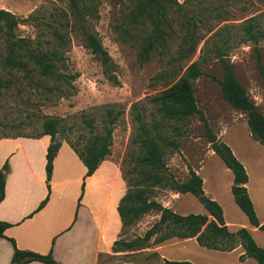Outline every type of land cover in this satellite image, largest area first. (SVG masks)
I'll use <instances>...</instances> for the list:
<instances>
[{
  "label": "rangeland",
  "instance_id": "rangeland-1",
  "mask_svg": "<svg viewBox=\"0 0 264 264\" xmlns=\"http://www.w3.org/2000/svg\"><path fill=\"white\" fill-rule=\"evenodd\" d=\"M83 2L89 10L75 20L68 0H0V9L13 15L9 29H1L0 21V137L36 136L46 119L55 118L60 129L57 138L80 147L89 134L85 120L93 118L99 132L106 110L113 107L114 113H120L106 159L119 165L125 193L144 190L150 201L175 212L177 194H182L177 186L187 182L191 171L201 168L207 174L216 164L208 157L213 145L245 139L244 128L233 123L246 122V114L222 97L217 81L226 67L264 117V0H171L165 5L158 38L149 20L143 23L134 16L138 0ZM85 29L100 41L107 62L86 46ZM19 38L37 52L55 53L51 54L54 69L68 77L41 76L23 49L14 54L25 67L5 64L9 42ZM149 38L154 45L143 59ZM193 62L203 72L191 80L199 112L183 118L157 112L154 97L184 76ZM142 129L154 138L159 168L155 162L143 161ZM155 174L165 179L154 183ZM190 196L185 197L183 210L196 213L201 204L196 199L194 204L187 202ZM112 207L111 198L104 202L106 210ZM160 215L161 210L153 207L128 216L119 237L135 241L133 246L118 244L116 252L103 254L99 264H164L156 247L166 244L162 252L170 255L172 236L191 228L167 222L148 240H136Z\"/></svg>",
  "mask_w": 264,
  "mask_h": 264
},
{
  "label": "crops",
  "instance_id": "crops-1",
  "mask_svg": "<svg viewBox=\"0 0 264 264\" xmlns=\"http://www.w3.org/2000/svg\"><path fill=\"white\" fill-rule=\"evenodd\" d=\"M233 124L244 128L245 139L237 143L231 138L226 144L246 169V189L259 225H252L236 204L231 192L233 173L214 151L208 157L214 158L216 164L209 167L207 174L201 173V168L196 173L202 179L204 193L221 206L227 228L247 229L256 244L264 248V231L260 228L264 223V146L251 137L247 122ZM225 130L226 127L222 134ZM50 141L49 134L0 137V169L5 163L8 165L0 221L10 224L4 231L5 237H0V264H11L13 245L8 238L19 249L41 254L51 252L60 264H99L103 254L113 252L114 242L119 238L121 219L117 207L126 190L119 165L109 159L102 160L87 176V167L76 151L62 140L47 181L45 166ZM177 196L175 212L189 214L183 210L185 197L190 196L192 199L187 202L192 204L198 199L189 192ZM110 198L113 207L108 211L104 202ZM197 209L194 214L212 218L202 204ZM171 245L170 255L162 252L166 244H159L155 250L162 259L193 264H201L200 257L203 264H258L253 258L239 260L244 253L241 245L228 251L209 249L201 246L195 236L174 237Z\"/></svg>",
  "mask_w": 264,
  "mask_h": 264
},
{
  "label": "trees",
  "instance_id": "trees-1",
  "mask_svg": "<svg viewBox=\"0 0 264 264\" xmlns=\"http://www.w3.org/2000/svg\"><path fill=\"white\" fill-rule=\"evenodd\" d=\"M72 14L75 16V20H78L80 14L84 16L88 12L84 0H68ZM83 3V5H82ZM171 0H138L135 17L142 18V22L146 23L148 20L153 25L154 36L159 37V26L165 21L164 8L165 5L170 4ZM13 15L5 10L0 9V21L3 23L2 27L9 29ZM251 26L246 25V30L250 32ZM57 34V31H54ZM253 35V34H251ZM82 36L85 40V44L90 50L98 55L103 62H107L108 58L105 51L102 48L100 41L97 37L87 31L83 30ZM154 45V40L149 38L143 49L142 58L147 59L149 49ZM23 49L27 56L31 59V63L37 70V72L44 77L52 79L67 78L63 74L58 73L54 67V59L52 55L55 53H48L45 51L37 52L34 48H30L24 40L19 38L9 42L8 54L5 57V64L16 67H25L26 64L15 58V50ZM52 54V55H51ZM202 70L198 63H191L184 76L180 77L176 82L163 90L159 95L154 97V100L158 102L156 108L157 112L162 113L164 116L170 118H183L192 114L198 113L199 110L196 105V100L193 92L191 80L197 78L202 74ZM220 84L222 97L230 104L233 109L243 111L246 114V122L250 131V135L253 139L257 140L264 146V117L257 111L254 104L250 101L245 89L234 78L231 68L226 67L222 78L217 79ZM136 106V105H135ZM104 124L99 132L94 130L92 125V119L85 120L89 134L87 138L80 144V147L76 146L69 140L70 146L76 151L84 165L87 167L86 175H91L102 160L110 154L111 137L114 124L116 123L120 111L114 113L113 107H109L105 112ZM137 120H140V114L137 113ZM87 119V118H84ZM144 128V126H141ZM143 130L142 145L145 147L146 154L143 161L148 163L155 162L160 167V154L157 149L154 138ZM59 121L55 118H48L42 124V131L36 136L42 134H49L51 136L50 144L47 148L46 154V178L47 181L51 178L53 169V159L57 153L62 139L57 138L59 133ZM33 136V137H36ZM160 135L157 134V137ZM213 150L224 162V164L233 173V184L231 186V192L233 198L239 208L247 216L249 222L252 225L258 226L259 222L252 204V201L247 193L246 182L248 179L247 172L243 164L234 156L231 148L223 141L213 145ZM163 167V166H162ZM8 171V165L5 163L0 169V201L4 195L5 177ZM124 176V174H123ZM154 183H160L165 179L163 174L153 175ZM177 189L181 193H191L198 201L206 208L208 213L212 216L209 219L203 214L189 213L181 215L175 213L168 208H163L150 201L144 190L141 189H128L126 193L121 197L117 210L121 219V229L125 225V220L128 216H137L144 211L156 207L161 210L160 219L153 224L143 235V237L136 239L146 241L152 235L158 232L159 227L164 223H182L190 227V231L181 235H173L172 237L188 238L196 237L197 242L206 248L216 249L221 251H228L241 245L244 248V253L239 256L240 261H244L247 258H253L258 264H264V248L256 244L251 234L247 229L241 227L236 231H230L224 223L223 211L221 206L209 196H207L202 188V179L195 172L191 171L190 177L183 185H178ZM44 202H42L43 204ZM10 224L4 221H0V237H5L4 231ZM260 228L264 231V223L260 225ZM13 245V254L11 257V264H27L31 261H40L47 264H60L51 255V252L41 254L38 252L19 249L15 246L14 240L8 238ZM166 240V238L161 241ZM135 241H126L125 239L118 238L113 245V251L118 244H122L124 248H131ZM164 264H193L189 261L168 260L164 259Z\"/></svg>",
  "mask_w": 264,
  "mask_h": 264
}]
</instances>
